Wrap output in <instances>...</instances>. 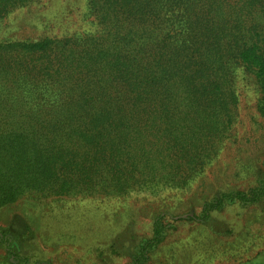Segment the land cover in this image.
<instances>
[{
  "label": "trees",
  "instance_id": "trees-1",
  "mask_svg": "<svg viewBox=\"0 0 264 264\" xmlns=\"http://www.w3.org/2000/svg\"><path fill=\"white\" fill-rule=\"evenodd\" d=\"M31 1L0 0V18ZM243 10L254 22L243 26ZM85 14L87 31L0 39V205L20 181L61 200L185 187L222 150L246 75L264 118V0H86ZM260 182L214 196L194 219L259 204ZM174 226L157 218L128 249L113 241L96 256L148 264ZM240 264H264V250Z\"/></svg>",
  "mask_w": 264,
  "mask_h": 264
},
{
  "label": "rangeland",
  "instance_id": "rangeland-1",
  "mask_svg": "<svg viewBox=\"0 0 264 264\" xmlns=\"http://www.w3.org/2000/svg\"><path fill=\"white\" fill-rule=\"evenodd\" d=\"M85 10L86 0L31 1L0 18V39L90 30L93 24ZM240 15L244 26L254 22L256 12L243 10ZM256 90L247 75L239 78L237 113L222 150L185 187L106 197L104 186L97 197L61 200L64 197H42L40 181H20L21 193L0 205V264H100L95 253L99 246L114 241L128 249L132 240L126 239L150 235L157 218L175 226L151 250L148 264H240L254 258L264 250V200L227 204L206 224L194 217L214 196L260 185L264 179V118L256 110ZM106 256L110 259L105 264L127 263L124 253Z\"/></svg>",
  "mask_w": 264,
  "mask_h": 264
}]
</instances>
